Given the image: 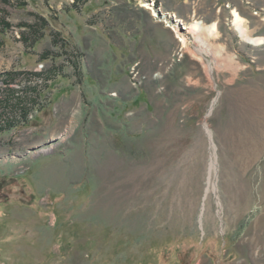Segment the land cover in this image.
<instances>
[{"label": "rangeland", "instance_id": "obj_1", "mask_svg": "<svg viewBox=\"0 0 264 264\" xmlns=\"http://www.w3.org/2000/svg\"><path fill=\"white\" fill-rule=\"evenodd\" d=\"M235 12L264 38V0H0V264H264V43Z\"/></svg>", "mask_w": 264, "mask_h": 264}, {"label": "trees", "instance_id": "obj_2", "mask_svg": "<svg viewBox=\"0 0 264 264\" xmlns=\"http://www.w3.org/2000/svg\"><path fill=\"white\" fill-rule=\"evenodd\" d=\"M7 2H10L11 0H6ZM28 4L25 3V2H21L20 3V6L22 8H25ZM37 23H34L33 25H22V27H24L26 30H27V35H25V33L23 34L22 39L23 41H25L27 43V45L31 46L32 44H35L39 41H41L43 39V37L46 36L47 32L50 30H48V27L50 26L51 22L49 21V19H47V17H45L43 14H40L39 16L37 15ZM52 19V17H51ZM55 20V24L58 26V27H61L60 25V21L59 19H54ZM2 29L0 30V37H2L1 35H4L6 33V30L11 28L12 25L10 23H8L6 20H3L2 22ZM53 31L50 30V33L52 34ZM62 34L61 31H58ZM60 33H55L56 37H58V39H54V44H55V47L57 48V50L60 52V51H70V48H68L67 46L70 45L71 48L73 46L72 42L68 41L67 39H65V37H63L62 35H60ZM60 38V39H59ZM62 38V40H61ZM61 45V47H59ZM68 48V49H67ZM73 50V48H72ZM54 54L53 51H46L44 52L41 56V60L44 61V60H48L50 57H52V55ZM23 73H19V72H11V73H7L5 74L6 75V79H8V83L7 84H10V82H14L16 81L20 75H22ZM25 74V73H24ZM32 77L36 78V79H44L42 76L43 74L42 73H32L31 74ZM47 80H50L48 77H46ZM7 82V81H5ZM30 90L34 91L35 88H29ZM34 89V90H33ZM35 93L36 94H39V92H37L35 90ZM20 101V100H19ZM20 104L23 105V102L20 101Z\"/></svg>", "mask_w": 264, "mask_h": 264}, {"label": "bare ground", "instance_id": "obj_3", "mask_svg": "<svg viewBox=\"0 0 264 264\" xmlns=\"http://www.w3.org/2000/svg\"><path fill=\"white\" fill-rule=\"evenodd\" d=\"M235 18H234V24L236 26V32L239 34L240 38L244 40L245 42L252 44L254 46H259L264 43V38L262 37H253L251 36V33H249V28L246 23V20H244L237 12H235ZM190 29L197 35H200L202 37L203 34H207L209 37L216 38L218 35L217 31V24L213 23L211 25H205L201 22H194L191 24ZM200 38V37H199ZM185 38L182 39L183 43L185 42ZM209 50V49H207ZM210 51H214V48H210ZM219 55V56H218ZM217 57H220V53H218ZM232 58V57H231ZM219 61V59H217ZM211 69L209 71L211 72Z\"/></svg>", "mask_w": 264, "mask_h": 264}]
</instances>
